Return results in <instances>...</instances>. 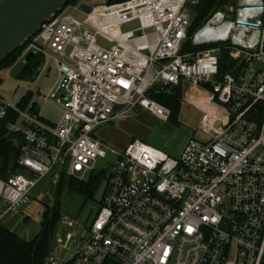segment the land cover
Masks as SVG:
<instances>
[{"label":"built area","instance_id":"2783aa9c","mask_svg":"<svg viewBox=\"0 0 264 264\" xmlns=\"http://www.w3.org/2000/svg\"><path fill=\"white\" fill-rule=\"evenodd\" d=\"M200 2L78 0L26 43L22 57L56 55L57 83L41 98L63 114L53 125L0 98V121L11 112L7 128L21 141L19 171L0 178V222L43 178L85 180L107 149L116 155L84 236L74 247L75 234L56 238L67 257L54 245L44 264H264V0H227L192 36L206 47L187 50ZM131 22L138 26L124 31ZM223 50L234 62L221 74ZM178 86L208 136L191 138L179 157L139 139L108 147L97 136L138 107L168 122L171 109L150 92Z\"/></svg>","mask_w":264,"mask_h":264},{"label":"rangeland","instance_id":"374dc122","mask_svg":"<svg viewBox=\"0 0 264 264\" xmlns=\"http://www.w3.org/2000/svg\"><path fill=\"white\" fill-rule=\"evenodd\" d=\"M107 1L90 0V4L98 5ZM76 16L83 19L86 14L78 12ZM195 17L196 14L192 12V20ZM137 26L138 22H131L125 24L122 29L124 31L131 30ZM230 42L228 41V43ZM222 44L224 43L218 45ZM46 53L41 54L42 64L39 69L37 68L34 75L18 76L17 72L23 64L21 60L11 68H1L0 97L11 105H17L29 98L27 110L35 107L38 109L39 115L45 120L59 123L63 114L62 108L53 99L44 101L41 98L51 91L59 77V62L56 55L50 51ZM183 102L179 125L169 123L170 119L168 122H163L148 110L138 107L122 120L103 124L98 128L96 134L108 147L123 149L131 140L139 139L156 146L172 157H179L191 138L206 139L208 137L200 129L202 111L184 99ZM107 151V157L100 158L97 163L96 173L101 178L93 198L87 199L81 193L69 189L66 184L57 194L59 185L54 184L50 177H45L34 188L30 201L20 207L19 213H15L21 217L18 226L19 234L27 240L32 239L41 229L45 208L48 206L52 209L59 202L61 217L56 227L53 242V246L58 245L54 253L59 258L67 257L66 249L56 243V238L73 233L76 237L71 240L70 246L74 247L76 246L75 240L79 241L84 236L86 226L93 221L106 188L110 167L116 160V155L110 149ZM91 174L92 172H89L85 176L86 182L91 179ZM29 206L31 216L27 217L28 211L26 209Z\"/></svg>","mask_w":264,"mask_h":264},{"label":"trees","instance_id":"16d2710c","mask_svg":"<svg viewBox=\"0 0 264 264\" xmlns=\"http://www.w3.org/2000/svg\"><path fill=\"white\" fill-rule=\"evenodd\" d=\"M78 0H71L69 4L75 3ZM109 2H120L125 0H108ZM227 0H201V2L192 8V12L196 14L189 29V39L186 42L187 50H200L206 46H195L192 43V36L197 29L203 25L207 19L214 13L216 9L223 6ZM25 46L17 49L10 55L1 65L3 67L11 68L19 60L23 62L21 69L17 72L18 76L34 75L37 68L42 64L41 52L25 62V57H22ZM43 56V55H42ZM233 59L227 50L221 52L220 73L224 74L231 69ZM150 96L158 100L162 104L171 109V117L169 123L179 125L181 109L183 106L184 93L181 86L173 88L171 91L156 94L154 91L150 92ZM1 98V97H0ZM29 98L19 102L17 106L24 111L39 116L38 109L35 107L27 110V101ZM11 111V110H10ZM11 113V112H10ZM4 120L0 121V178H7L10 174L19 171L17 159L21 152L20 136L17 133L10 132L7 128L9 120L16 118L10 114ZM47 121V120H46ZM55 125L51 121H48ZM134 140H131L132 142ZM146 142V141H145ZM13 163V164H12ZM104 175V174H103ZM100 175L96 171L92 172L91 179L86 182L85 180H78L75 177L62 178L57 194L61 192L64 184L73 191H77L91 199L94 196L97 185L100 182ZM60 204H57L51 209L48 206L45 208L40 231L30 240L25 239L13 228L9 227L3 221L0 222V264H44L46 257L50 254L55 238L56 227L60 220ZM28 219V218H27ZM26 219V220H27Z\"/></svg>","mask_w":264,"mask_h":264},{"label":"water","instance_id":"95a60500","mask_svg":"<svg viewBox=\"0 0 264 264\" xmlns=\"http://www.w3.org/2000/svg\"><path fill=\"white\" fill-rule=\"evenodd\" d=\"M71 0H0V65L17 49L24 46L42 25L56 16ZM91 10L89 5L81 6ZM261 30H253L247 41L254 47ZM37 51H31L25 58L29 61ZM13 164V163H12Z\"/></svg>","mask_w":264,"mask_h":264},{"label":"crops","instance_id":"0c3cea01","mask_svg":"<svg viewBox=\"0 0 264 264\" xmlns=\"http://www.w3.org/2000/svg\"><path fill=\"white\" fill-rule=\"evenodd\" d=\"M52 122V121H51ZM30 201V200H29ZM28 201V202H29ZM27 211H28V215H27V217L29 216H31L29 213L31 212L30 211V206L26 209ZM17 213H19L18 211H17ZM19 218H21L20 216H18L17 214H15V213H11L10 215H8L4 220H3V222L4 223H6L9 227H11V228H13V230L14 231H16V232H18V233H20L19 232V229H18V226H19ZM21 235V234H20Z\"/></svg>","mask_w":264,"mask_h":264},{"label":"bare ground","instance_id":"6f19581e","mask_svg":"<svg viewBox=\"0 0 264 264\" xmlns=\"http://www.w3.org/2000/svg\"><path fill=\"white\" fill-rule=\"evenodd\" d=\"M190 95H191V93H190Z\"/></svg>","mask_w":264,"mask_h":264}]
</instances>
